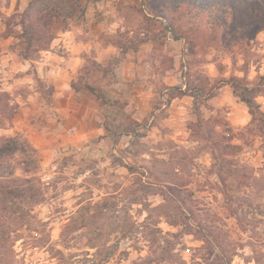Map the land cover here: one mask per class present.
I'll list each match as a JSON object with an SVG mask.
<instances>
[{
    "label": "rangeland",
    "instance_id": "obj_1",
    "mask_svg": "<svg viewBox=\"0 0 264 264\" xmlns=\"http://www.w3.org/2000/svg\"><path fill=\"white\" fill-rule=\"evenodd\" d=\"M43 1L30 48L32 0H0V146L18 147L0 159V264H264V0H236L223 29L185 0ZM95 20L120 49L107 70L134 79L101 100L102 133L48 143L37 61Z\"/></svg>",
    "mask_w": 264,
    "mask_h": 264
},
{
    "label": "crops",
    "instance_id": "obj_2",
    "mask_svg": "<svg viewBox=\"0 0 264 264\" xmlns=\"http://www.w3.org/2000/svg\"><path fill=\"white\" fill-rule=\"evenodd\" d=\"M87 25L90 30L85 29ZM101 27H105L101 20L87 21L86 24L73 22L70 28L51 41L50 47L42 51L37 61L39 77L53 87L47 125L40 132L48 143L54 138L73 141L95 132L102 133L105 130L102 111L106 104L101 100L122 98L125 85L129 79H134L127 65L122 72L107 70L112 59L120 55V49L112 42H104L107 34L103 36L105 29ZM91 63L94 64L92 67ZM99 105H102L101 109ZM51 112L58 120H54ZM85 125L91 129L80 131Z\"/></svg>",
    "mask_w": 264,
    "mask_h": 264
},
{
    "label": "trees",
    "instance_id": "obj_3",
    "mask_svg": "<svg viewBox=\"0 0 264 264\" xmlns=\"http://www.w3.org/2000/svg\"><path fill=\"white\" fill-rule=\"evenodd\" d=\"M186 2H189V9L190 12L192 13L191 15L193 16V18H197L200 19L201 23L204 25H214L215 28H224L226 26H229L230 20L231 21H235L237 23V25H241V23L239 22V19L237 18H241V15L238 14V9L235 6V2L236 0H185ZM223 1H226L228 3H231V5H234V11L232 9H230L229 11L225 10L223 8ZM49 2V1H48ZM48 2H46V0L43 1V4L49 5L47 4ZM34 5L35 2L34 0H32V2H30L29 7L27 9V13L25 16V20L27 22H23V27H24V34L25 36L27 35V42L31 48V45L33 44V38L30 36L32 35L30 33V29L29 27L32 29L34 26L33 24H35L36 21V16H34ZM194 11V12H193ZM227 11V12H226ZM249 11H251V9L249 8ZM260 12L262 13V15L264 16V5H260ZM43 17V16H42ZM245 19L247 20L246 17L249 16H244ZM44 18V17H43ZM43 18H40L39 20L41 21ZM251 19L253 20V18L251 17ZM264 22V20L262 21ZM29 25H27V24ZM25 24V26H24ZM49 22H46L44 24V26H49ZM232 28V27H231ZM33 30V29H32ZM48 48H45L43 50H46ZM243 101L248 105L251 114L254 116L255 115V106L253 104V102L247 98H243ZM136 123V122H134ZM122 135H132V132L130 131H124L122 132ZM4 148V149H3ZM18 147H16V142L14 140H9L8 142H6V144L4 146H0V159H2V155H6L9 156V151L11 149H15ZM1 189L3 191H7L10 190V188L8 186H1ZM11 193V192H10Z\"/></svg>",
    "mask_w": 264,
    "mask_h": 264
}]
</instances>
